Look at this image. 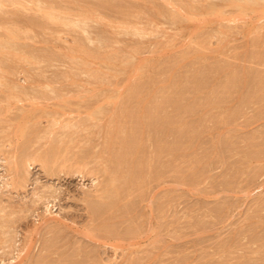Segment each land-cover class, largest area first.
<instances>
[{"label":"rangeland","instance_id":"374dc122","mask_svg":"<svg viewBox=\"0 0 264 264\" xmlns=\"http://www.w3.org/2000/svg\"><path fill=\"white\" fill-rule=\"evenodd\" d=\"M186 1L0 0V40L2 39L5 43L4 32L6 30L10 32L9 28H12L17 21V26L21 27L18 29H24L28 37L22 33L20 36L24 35L23 38L18 36L22 39L15 41L17 46L13 48L17 52H20L21 48H25L23 53L20 52V54L22 53L20 58H23L24 52L25 56L30 53L29 57L27 55L28 58L32 54V57H35L28 60L25 58L24 61L19 60L18 55V59H16V55L11 57L13 53H10L13 49L11 46H14V43L7 40L9 32L6 34L8 41L6 43L9 45L7 49L9 50V47L11 49L8 51V54H11L10 57L5 56L7 49L4 48L7 47V44H5L6 46L0 45L1 51L5 52L6 50L5 53L0 51V92H3L0 93V123H3L0 126L4 129L7 128L6 131L0 127L2 130L0 131V264H41L42 259V264H128L129 262L131 264L133 261L132 264H264V107L260 106V102L261 105L264 103V89L262 88L264 85L262 86L263 83L258 82V80L264 81V61L261 60L264 54L263 57L259 56L264 51V4L261 1V5H263L259 6V3L255 7L252 2L249 4L250 6L245 7L246 10H239L242 4L238 0ZM236 1L240 4H236L238 10L235 9L236 6L232 8ZM232 2L234 3L232 4ZM99 5L104 8L100 9ZM251 5L254 6V9ZM251 7L252 9H250ZM171 14L178 16V20L174 19L175 16L174 20H171ZM53 16L62 20L64 24L52 20ZM7 17L14 23L7 22ZM4 18H7L6 22ZM23 20H27L26 24ZM6 23H9L8 27H10L5 30L3 28H6ZM43 23L44 25H42ZM3 24L5 27L2 28ZM30 25L34 27H30ZM37 26L39 29H36ZM32 29L34 31H31ZM221 29L226 31H220ZM82 30L85 32H81ZM9 41L13 43L11 46ZM2 46L3 49H1ZM88 47L90 49H87ZM120 52L124 53V56ZM255 53L258 56H255ZM42 54L44 57L41 56ZM46 58L51 59L47 61ZM127 59H130L131 66L128 65ZM257 59L262 61L261 65L259 60L256 61ZM1 60L4 62L2 63ZM5 60L10 61L7 62L8 66ZM3 71L4 73H2ZM232 71L234 74L231 73ZM225 78H227V84ZM8 79L9 81H7ZM229 80L231 83L234 80L236 85L229 84ZM138 81L143 83L140 85L136 83ZM145 82L150 85V89ZM184 83L185 85H183ZM257 83L259 86L261 84V90L259 86L256 87ZM130 85L132 87L141 86L143 94L142 92L139 94L140 91L136 87L134 89L139 95L135 94L137 97L147 94V98L144 97V100L147 99L146 102L138 103L143 96L138 98V101L135 100V98L137 99V97L134 98L135 90ZM142 85H145L144 88ZM228 85H232L229 87L231 92L226 91L229 89ZM146 86L148 89H145ZM252 87H255L257 91L263 90V95L255 89L253 91ZM128 89L134 90V92L131 91L134 94L133 98L128 95ZM250 91L257 94L250 93ZM19 92H22L23 95ZM16 94H20V96ZM163 94L166 96L163 97ZM249 94L254 96L249 97ZM243 95L245 97L240 100ZM7 97L9 98L6 99ZM164 98H166L165 101ZM157 99L158 101L155 103ZM220 99L221 102H216ZM240 101L243 102L240 103ZM137 103L138 107L134 106ZM159 103L166 104L159 106L157 105ZM216 104L219 105L216 106ZM145 105L150 106L145 109L146 112L149 110L151 114V107L154 114L159 107L160 114H156V117H160V115L161 117H157V121L166 118L163 113L166 111L169 120L162 121L161 119L165 127L160 128L163 130L159 134L166 131V134L162 133L165 137L163 136L161 141L170 144L165 145L161 142V138L158 137L160 130H156L157 134H155L156 132H152V130L154 131L153 127H150L151 133L144 136V139L148 138L150 140L148 144L151 143L149 145H153L155 149L153 146H149L147 141H143L147 147H151L156 152L149 147L150 150L147 148V151L143 142L142 145L145 147L143 150V146H141L144 151L141 156L145 157V154L151 153L152 158L147 156L148 160L153 159L150 160L151 163H157L161 158L160 162L162 161L163 168L156 170V167L162 164L160 162L152 165L154 168L151 163L147 165L151 166V172L145 166L144 174L147 175L149 170L147 176L152 178H145L146 175L143 174L144 178L141 181L140 177L142 176L139 175L138 182L136 177L138 183L133 181L137 184L135 183V186L132 184V187L134 186V188H130L132 193L129 190V193L120 198V202V199L117 200V205L120 203L119 206L123 210L120 207L115 209L116 204L114 208L111 207L113 211L118 210L114 212L116 213L114 216L111 214L113 212L111 208L107 209L108 202L105 198L104 202L100 204L103 198H99V193L104 185V176L101 170L109 165L104 166L107 162V155L106 153L103 155V150L108 145L106 143L113 141L114 138L117 142L122 137L114 130L117 120L123 122L126 120L125 122L129 124L128 126L124 123V128H126V134L131 136L130 140L133 136L132 133H136L134 139L126 141V143L133 144L137 141V134L141 132L140 127L138 128L137 125L134 129L135 127L133 126V128L131 125L139 122L141 124L148 123V121L151 124L155 117L154 115L151 117L149 114L152 119L150 121V117L145 116L148 115L144 114ZM153 105L157 107L154 108ZM124 106L130 108L134 106L133 108L136 107L137 110L141 106L144 107L141 108L142 113L141 110H138L137 114L140 116L136 118L134 116L136 110H133L135 113L131 115L132 109L127 107L128 109L126 108V111L123 112ZM167 106L165 111L161 110ZM204 106L208 107L204 109ZM217 107L219 108L217 109ZM127 111L129 114L126 113ZM177 111L180 112L177 113ZM121 113H124V116L127 114L128 117L125 116L127 118L129 115H131L130 118L134 116V119L129 118L131 121L128 122L129 119L122 117ZM19 114L22 119H19ZM114 116L117 118L115 119ZM141 116H144L146 121L145 119L140 120ZM113 117L115 122L111 121ZM118 117L120 118L118 119ZM137 119L139 120L137 121ZM171 119L173 121H170ZM111 122L114 124L112 125ZM154 122L151 126L156 125ZM167 122L171 123L167 124ZM183 122L186 124L185 127L181 126L184 124ZM16 123L20 127L28 125L26 132L24 127L22 128L24 131L22 134L23 136L25 133L27 134L29 143L23 145L27 136L26 138L21 137V128H16ZM158 123L159 121L157 125H159ZM165 123L170 125L169 128ZM10 124L12 129L8 128ZM178 124L179 128H177ZM181 127L182 129H180ZM132 128L133 132L129 131L132 135H129L128 129L132 130ZM189 128L191 132H189ZM16 129L20 131L21 135ZM9 130H13L14 133L12 131L10 133ZM33 130L37 132L35 133ZM107 135L110 138L106 137ZM150 136H157L159 142L156 143L155 137L152 139L149 138ZM251 137H257L255 140L260 141L258 146L261 147H258V150L257 142H253V139L250 140ZM72 138L73 143L71 142ZM80 140L84 142L82 143ZM242 140H247L245 149ZM115 141L111 144L116 143ZM154 141L159 148L155 147V143L152 144ZM56 142L59 145L65 143L68 148L60 145L57 149ZM255 143L256 153L253 151L254 145L252 147V144ZM135 144L137 143L135 142ZM171 144L174 146L172 145V147ZM19 145L22 149L25 145L29 149L25 148L24 152ZM50 145L52 150L51 148L49 150ZM162 145H165L164 149ZM33 146L37 148V151ZM63 147L66 150L65 153L61 150ZM103 147L105 149H102ZM126 147L128 146L126 145ZM130 147L127 150L131 149L132 156H129L126 162H130L131 159L133 162L126 163V165L128 168H134L135 164L136 169L134 170L139 171L146 165L143 161L144 157L141 160L142 157L140 158L138 155L141 153L140 148L139 153L134 156L132 148L135 146L131 145ZM168 147H172L174 151L172 149L170 151ZM160 148L163 152L168 148L170 154L174 152L172 154L174 157L167 156L168 153L163 154ZM246 148L247 151L250 148L249 153L252 151L254 153L250 158L247 156L249 160L245 156V162L243 155L249 154H246ZM30 149L33 150L28 152ZM67 149L69 154H67ZM45 150L53 153L52 155L47 152L52 155V157L48 155L52 158V160L49 158L48 164H46L47 156L42 153ZM56 150L67 155L63 154L64 157H62L61 153L62 158L59 154L56 156L58 157L56 160V158L54 159ZM20 151L27 155L32 154V157H23L22 153L19 155ZM154 153L156 154L155 158H158L157 161H154ZM257 153L260 154H258L259 157H262L260 161L256 160ZM38 154H41L39 158ZM18 157L19 159L23 157L24 166L22 167L26 169L18 168V166L21 167L20 162L16 163L19 160ZM44 157L45 164L43 159L41 160ZM96 157H101L102 160H95ZM134 157L140 158V163L139 159L137 162V158ZM25 158L26 161L23 162ZM93 159L98 163H95ZM166 161L168 162L166 163ZM250 162L251 164H249ZM51 164L52 166H50ZM15 165L20 170L16 169ZM21 171L27 173H21ZM141 171L138 173L140 174ZM18 174L26 175L22 180H19L22 176ZM142 184L144 185L140 186ZM97 193L99 194L98 199L96 198ZM126 196L128 197L126 198ZM128 198L130 202L127 201ZM125 199L129 206L131 203L132 206L129 207L128 204L123 203L122 200ZM98 201L100 202L98 203ZM90 203L93 206L89 208ZM96 206L101 207L102 210L100 209V212L95 214L93 211L94 208H98ZM104 211L106 213L110 211V214L116 219L112 220V216L109 219ZM104 219L111 221H105V223ZM100 222L107 226L103 223L99 225ZM130 230L133 232L131 231V233Z\"/></svg>","mask_w":264,"mask_h":264},{"label":"bare ground","instance_id":"6f19581e","mask_svg":"<svg viewBox=\"0 0 264 264\" xmlns=\"http://www.w3.org/2000/svg\"><path fill=\"white\" fill-rule=\"evenodd\" d=\"M176 1H181V0H176ZM185 1H186V0H185ZM185 1L183 0V2H185ZM238 1H240V4H242V5H240ZM238 1H236L235 4L232 5V8H235V6H236L235 9L238 10L236 4H239L240 6H242V7L239 8V10H246L245 7L250 6L249 4H252V2L254 3L253 5H255V7H257V6L259 5V3H260L259 6H262V5L264 4V2H263L264 0H243V1H242V0H238ZM241 1H242V2H241ZM257 1H258V2H257ZM261 1H262V3H263L262 5H261ZM102 2H104V1H102ZM212 2H213V1H212ZM105 3H108V2H105ZM110 3H111V2H110ZM186 3H188V2L186 1ZM207 3H208V2H207ZM207 3H206V4H207ZM222 3H224V2H222ZM233 3H234V2H232V4H233ZM244 3L246 4L245 6H244ZM257 3H258V4H257ZM111 4H112V3H111ZM206 4H205V5H206ZM225 4H226V1H225ZM229 4L231 5L230 2H229ZM101 5H102V4H101ZM101 5H99L100 9H102L101 7H103V6H101ZM107 5H108V4H107ZM115 5H116V4H115ZM186 5H187V4H186ZM227 5H228V3H227ZM230 5H229V7H231ZM253 5H251V6H252L253 9H254V6H253ZM256 5H257V6H256ZM111 6H112V5H111ZM113 6H114V5H113ZM113 6H112V7H113ZM118 6H119V4H118ZM187 6H188V5H187ZM203 6H204V4H203ZM209 6H210V5H209ZM119 7H120V6H119ZM238 7H239V6H238ZM252 7H251L250 9H252ZM103 8H104V7H103ZM114 8H115V7H114ZM114 8H113V9H114ZM213 8H214V7H213ZM216 8H217V7H216ZM226 8H227V7H226ZM242 8H243V9H242ZM110 9H111V8H110ZM110 9H109V10H110ZM247 9H249V8H247ZM260 9H261V8H260ZM158 10H162V9H158ZM209 10H210V9H209ZM125 12H126V11H125ZM125 12H124V13H125ZM160 12H161V11H160ZM163 12H164V11H163ZM12 13H13V12H12ZM14 13H15V12H14ZM165 13H166V12H165ZM8 14H9V13H8ZM18 14H19V13H18ZM161 14H163V13H161ZM22 15H23V14H22ZM22 15H21V16H22ZM31 15H32V14H31ZM123 15H124V14H123ZM165 15H167V14H165ZM165 15H164V16H165ZM172 15H173V14H171V16H170V17L172 18L171 20H174V19H175V20H178V19H177L178 16H175V15L172 16ZM3 16H4V15H3ZM7 16H8V15H7ZM9 16H10V14H9ZM12 16H13V15H12ZM32 16H34V15H32ZM125 16H126V14H125ZM174 16H175V18L173 19ZM7 18H8V17H7ZM7 18H4L5 22L7 21V20H6ZM10 18H11V17H10ZM32 18H33V17H32ZM34 18H35V16H34ZM19 19L21 20V18H19ZM0 20H1V18H0ZM36 20L38 21V18H37ZM52 20H54V21H56V22H59V23H63L62 20H58V19H56V17H54V16L52 17ZM10 21L14 23V21H12L11 19H10ZM10 21H9V18H8V21H7V22H10ZM30 21H31V20H30ZM23 22H24V24H26L27 20H26V21L23 20ZM28 22H29V21H28ZM168 22H169V20H168ZM15 23H16V24H15L16 26L13 24L12 28H11L10 26H9L10 28L8 27V25H10L9 23H6V28H3V27H5V26H4L5 24L2 25V28L5 29V30L8 29V28L11 29L10 32L7 31V30H6V32H4L5 35H3V36H5V39H3V40H5V43H3L2 39L0 40V42L2 41V43H0V45H1V44H2V45L7 44V47H5L4 49H7L8 46H9L8 43H6V42H8L7 40L13 41V43H14V42L17 41L18 39H19V40L22 39V38H23L22 36H24V35L27 34V32H26V34H25V31H24V29H23V26H22V29H23V30H19V29L21 28L20 25L17 26V24H18L17 21H16ZM33 23H35V22L33 21ZM169 23H170V22H169ZM27 24H28V23H27ZM39 24H40V23H39ZM39 24H38V25H39ZM46 24H47V23H46ZM63 24H64V23H63ZM22 25H23V24H22ZM42 25H44V23H43ZM68 25H69V24H68ZM28 26H29V24H28ZM77 26H79V25L77 24ZM16 27H17V28H16ZM24 27L27 29L26 25H24ZM30 27H34V26H31V25H30ZM30 27H29V28H30ZM42 27H43V26H41V28H42ZM80 27H81V29H82V26H80ZM88 27H89V26H88ZM18 28H19V29H18ZM37 28H38V26L36 27V29H37ZM43 28H44V27H43ZM75 28H77V27H75ZM78 28H79V27H78ZM78 28H77V29H78ZM16 29H18V31H15ZM30 29H31V28H30ZM38 29H39V28H38ZM85 29H87V28H85ZM88 29H89V28H88ZM28 30H29V29H28ZM90 30H91V29H90ZM20 31H21V32H20ZM31 31H34V29H32ZM79 31H80V30H79ZM83 31H84V30H82L81 32H83ZM92 31H95V30H92ZM98 31H99V30H98ZM220 31H226V30H222V29H221ZM8 32H9V34H8V38H9V39L7 38V40H6V37H7L6 34H7ZM29 32H30V31H29ZM84 32H85V31H84ZM87 32H88V31H87ZM96 32H97V31H96ZM18 33H20V34L18 35ZM22 33H24V35L20 36ZM31 33H32V32H31ZM33 33H34V32H33ZM90 33H91V32H90ZM103 33H104V32H103ZM92 34H93V33H92ZM92 34H91V35H92ZM101 34H102V33H101ZM29 35H30V33H29ZM94 35H95V34H94ZM18 36H20V37H22V38H20V37H18ZM26 36H27V35H26ZM83 36H84V35H83ZM27 37H28V36H27ZM87 38H88V37H87ZM89 38H90V37H89ZM92 40H93V39H92ZM10 41H9V43H10ZM81 41H82V39H81ZM87 41H88V40H87ZM99 41H101V40H99ZM84 42H85V41H84ZM88 42H89V41H88ZM96 42H97V41H96ZM258 42H259V41H258ZM260 42H261V41H260ZM263 42H264V41H263ZM13 43H10V46H11V44H13ZM76 43H77V42H76ZM78 43H79V42H78ZM85 43H86V42H85ZM99 43H100V42H99ZM86 44H88V43H86ZM89 44H90V42H89ZM89 44H88V45H89ZM100 44H101V43H100ZM261 44H262V43H261ZM80 45H81V44H80ZM93 45H94V44H93ZM93 45H91V46H93ZM95 45H96V44H95ZM256 45H257V44H256ZM5 46H6V45H5ZM15 46H17V42H16V45H15V43H14V46H11V48H13V47L15 48ZM19 46H20V45H19ZM77 46H78V45H77ZM97 46H98V45H97ZM97 46H96V48H97ZM259 46H261V45H259ZM75 47H76V46H75ZM80 47H81V46H80ZM80 47H79V48H80ZM82 47H83V46H82ZM99 47H100V45H99ZM14 48H13V49H14ZM17 48H18V47H17ZM85 48H86V47H85ZM96 48H95V49H96ZM1 49H3V46H2ZM13 49H12V51L10 52V53L13 52V53H12V56H11L10 53L8 54V51L11 50L10 47H9V50L7 49V53H6L5 56H9V57L11 56V57H13V55H16V56H15V57H17L16 59H18V56H19V60H20V59H22V60H23V59H24V60L27 59V60H28V59H31V58H35V57H32L33 54H32V56H31L30 58H28V57L30 56V53H27L26 56H25V55H24L25 52H24V54L22 55L23 58H20V57H21L20 55L23 53L22 51H24L25 48H24V49L21 48V51H20V52H22L21 54H20V52L15 51V49H14V51H13ZM19 49H20V48H19ZM26 49H27V48H26ZM73 49H74V48H73ZM81 49H84V48H81ZM87 49H90V48L88 47ZM91 49H92V48H91ZM16 50H17V49H16ZM29 50H30V49H29ZM29 50H28V52H31V51H29ZM32 50H33V49H32ZM97 50H98V49H97ZM135 50H136V49H135ZM0 51H1V50H0ZM78 51H79V50H78ZM109 51H111V50H109ZM112 51H114V50H112ZM1 52H4V51H1ZM5 52H6V50H5ZM5 52H4V53H5ZM15 52H17V53H15ZM32 52H33V51H32ZM94 52H96V51H94ZM94 52H93V54H95ZM107 52H108V51H107ZM132 52L134 53V51H132ZM137 52H138V50H137ZM14 53H15V54H14ZM79 53H80V52H79ZM85 53H88V52H85ZM89 53H90V52H89ZM120 53H122V52H120ZM120 53H119V54H120ZM133 53H132V54H133ZM46 54H47V52H46ZM49 54H50V53H49ZM49 54H48V55H49ZM53 54H54V53H53ZM81 54H83V53H81ZM81 54H80V55H81ZM123 54H124V53H122V55H123ZM257 54H258V53H257ZM263 54H264V51H262L261 55L259 54V56H262ZM1 55H2V54H1ZM3 55H4V54H3ZM17 55H18V56H17ZM27 55H28V57H27ZM254 55H255V56H258V55H256V53H255ZM254 55H253V56H254ZM24 56H25V57H24ZM36 56H38V55H36ZM41 56H43V54H42ZM50 56H51V55H50ZM58 56H59V55H58ZM89 56H90V55H89ZM95 56H96V55H95ZM95 56H94V57H95ZM107 56H108V58L110 59V56H109V55H107ZM113 56H114V55H113ZM113 56H111V58H112ZM120 56H121V54H120ZM123 56H124V55H123ZM129 56H130V55H129ZM129 56H128V57H129ZM38 57H39V56H38ZM43 57H44V56H43ZM47 57H48V56H47ZM86 57H88V56H86ZM97 57H98V56H97ZM104 57H105V56H104ZM128 57H127V58H128ZM262 57H263V56H262ZM4 58H5V57H4ZM25 58H26V59H25ZM41 58H42V57H41ZM101 58H102V57H101ZM105 58H107V57H105ZM114 58H116V57L114 56ZM125 58H126V56H125ZM252 58H258V57H252ZM5 59H7V58H5ZM9 59H10V61H11V58H9ZM46 59H47V58H46ZM48 59H51V58H48ZM48 59H47V61H48ZM54 59H55V58H54ZM102 59H103V58H102ZM116 59H117V58H116ZM116 59H115V60H116ZM14 60H15V59H14ZM24 60H23V61H24ZM44 60H45V59H44ZM80 60H81V58H80ZM106 60H107V59H106ZM110 60H111V59H110ZM112 60H114V59L112 58ZM123 60H124V58H123ZM123 60H121V61H123ZM127 60H128V59H127ZM254 60H255V59H254ZM254 60H253V61H254ZM258 60H259L260 65H261V62L264 61V57L261 58L262 61H261L260 59H257L256 61H258ZM8 61H9V60H8ZM8 61L5 60L6 63H7ZM10 61H9V62H10ZM23 61H21V62H23ZM103 61H104V60H103ZM125 61H126V59H125ZM125 61H124V62H125ZM128 61H129V62H128ZM128 61H127V62H128V65H130V59H129ZM256 61H255V62H256ZM1 62L3 63L4 60H3V61L1 60ZM11 62H12V61H11ZM14 62H15V61H14ZM14 62H13V63H14ZM17 62H19V61H17ZM43 62H45V61H43ZM259 62H256V63H259ZM15 63H16V62H15ZM45 63L47 64V62H45ZM48 63H51V62H48ZM113 63H115V62H113ZM120 63H121V62H120ZM263 63H264V62H263ZM16 64H17V63H16ZM51 64H52V63H51ZM11 65H12V63H11ZM14 65H15V64H14ZM128 65L126 64V66H128ZM132 65H134V64L132 63ZM7 66H8V63H7ZM7 66H6V67H7ZM50 66H51V65H50ZM122 66H123V65H122ZM130 66H131V65H130ZM80 67H81V66H80ZM80 67L78 68V70L80 69ZM83 67H84V66H83ZM128 67H129V66H128ZM133 67H134V66H133ZM120 68H121V67H120ZM10 69H11V68H10ZM86 69H87V68H86ZM228 69H229V68H228ZM231 69H232V68H231ZM0 70H1V69H0ZM7 70L9 71V69H7ZM229 70H230V69H229ZM4 71H5V70H4ZM4 71H3L2 73H4ZM11 71H12V70H11ZM2 73H1V75H2ZM7 73H8V72H7ZM86 73H87V72H86ZM231 73L234 74L233 71H232ZM243 73H244V72H243ZM253 73H254V72H253ZM94 74H95V73H94ZM263 74H264V73H263ZM263 74L261 73V75H263ZM8 75H9V74H8ZM104 75H105V74H104ZM229 75H230V74H229ZM229 75H228V77H229ZM242 75H243V74H242ZM2 76H3V75H2ZM10 76H11V75H10ZM33 76H34V75L32 74V77H33ZM94 76H95V75H94ZM96 76H97V75H96ZM98 76H99V75H98ZM254 76L256 77L257 75L254 74ZM263 76H264V75H263ZM0 77H1V76H0ZM30 77H31V76H30ZM92 77H93V76H92ZM226 77H227V76H226ZM228 77H227V78H228ZM235 77H236V76H235ZM5 78H6V77H5ZM98 78H99V77H98ZM227 78H225V83H226V84H227ZM230 78H231V77H230ZM232 78H233V77H232ZM232 78H231V79H232ZM256 78H257V77H256ZM262 78H263V77H262ZM147 79H148V78H147ZM149 79H150V78H149ZM233 79H234V78H233ZM235 79H236V78H235ZM241 79H242V77H241ZM257 79H258V78H257ZM195 80H196V79H195ZM244 80H245V79H244ZM7 81H9V79H8ZM10 81H12V80H10ZM143 81H144V80H143ZM146 81H147V80H146ZM148 81H149V80H148ZM151 81H152V80L150 79V82H151ZM253 81H254V80H253ZM197 82H198V84H200L199 81H197ZM240 82L242 83L241 80H240ZM244 82H245V81H244ZM258 82L261 83V84L263 83L262 86L264 85V81H262V80L259 81V80H258ZM0 83H1V81H0ZM3 83H4V82H3ZM11 83H12V82H11ZM136 83H139V81L136 82ZM142 83H143V82H142ZM142 83H141V81H140L139 84L141 85ZM147 83H148V82H147ZM151 83H152V82H151ZM182 83H183V82H182ZM225 83H224V85H226ZM228 83L230 84L231 81L229 80ZM12 84L15 85L14 83H12ZM145 84H146V82H145ZM179 84H180V82H179ZM231 84L234 85V84H235V81L233 80V83H231ZM244 84H245V83H244ZM257 84H258V83H257ZM261 84H260V86H259V84H258V85L255 84V85H256V87L259 86V88H260V90H261ZM6 85H8V84H6ZM10 85H11V84H10ZM140 85H139V87H136L137 84H136V86H135L136 89L140 91L139 94H141V92H142V90H141V88H140V87H141ZM146 85H148V87L150 86L149 84H146ZM152 85H153V84H152ZM183 85H185V83H184ZM195 85H197V84H195ZM235 85H236V84H235ZM237 85H238V83H237ZM252 85H253V83H252ZM0 86H1V85H0ZM2 86L5 87V85H2ZM130 86H131V85H130ZM133 86H134V85H133ZM144 86H145V85H144ZM144 86L142 85V88H144ZM167 86H168V85H167ZM231 86H232V85H231ZM231 86L228 85V88L231 87ZM126 87H127V86H126ZM131 87H132V86H131ZM135 87H132V88L134 89ZM146 87H147V86H146ZM146 87H145V89H148V87H147V88H146ZM179 87H180V86H179ZM183 87H184V86H183ZM197 87H198V86H197ZM10 88H11V87H10ZM128 88H130V87H128ZM163 88H164V87H163ZM168 88H169V87H168ZM223 88H224V87H223ZM225 88H227V87H225ZM252 88H253V87H252ZM262 88L264 89V86H263ZM133 89H130V90L128 89V91H129V92H128V95H129L131 98H133L132 96H134L135 93H136V94L138 93V92H136V91H137L136 89H134L135 92H134ZM145 89H143V90H145ZM149 89H150V87H149ZM160 89H161V88H160ZM166 89H167V88H166ZM254 89H255V87L253 88V91H254ZM12 90H13V89H12ZM18 90H19V89H18ZM21 90H22V89H21ZM21 90H19V91H21ZM23 90H25V89H23ZM126 90H127V89H126ZM132 90H133L134 94H133V92H131ZM164 90H165V89H164ZM167 90H169V89H167ZM170 90H171V89H170ZM183 90H184V89H183ZM228 90L230 91V88L227 89L226 91H228ZM255 90H256V89H255ZM260 90H258V91L256 90V91H257L259 94H262V93H263V90H262V91H260ZM3 91H4V90H3ZM7 91H9V90H7ZM10 91H11V90H10ZM148 91H149V90H148ZM161 91H163V90L161 89ZM174 91H175V90H174ZM181 91H182V90H181ZM253 91H250V93L257 94V93H255V92H253ZM259 91H260V92H259ZM1 92H2V91H1ZM1 92H0V93H1ZM149 92H150V91H149ZM176 92H177V91H176ZM230 92H231V91H230ZM2 93H3V92H2ZM10 93H11V92H10ZM10 93H9V94H10ZM16 93H18V92H16ZM19 93H21V94L23 95L22 92H19ZM27 93H28V91H27ZM37 93H38V92H37ZM42 93H43V92H42ZM125 93H126V92H125ZM144 93L146 94L147 91L144 92ZM154 93H155V92H154ZM156 93H157V92H156ZM158 93H159V91H158ZM169 93H170V92H169ZM233 93H234V92H233ZM6 94H8V93L6 92ZM6 94H5V95H6ZM28 94H29V93H28ZM126 94H127V93H126ZM131 94H133V95H131ZM136 94H135L134 98L137 97V95H139V94H137V95H136ZM142 94H143V92H142ZM152 94H153V93H152ZM165 94L167 95V91H166ZM165 94H163V97H164ZM173 94H174V93H173ZM182 94H183V93H182ZM225 94H226V93H225ZM228 94H229V92H228ZM263 94H264V93H263ZM263 94H262V95H263ZM3 95H4V94H3ZM14 95H15V94H14ZM16 95H17V94H16ZM128 95H127V96H128ZM149 95H150V94H149ZM166 95H165V96H166ZM177 95H178V94H177ZM238 95L240 96V94H238ZM252 95H253V94H249V97L252 96ZM11 96H12V95H11ZM11 96H10V97H11ZM17 96H20V94L17 95ZM142 96H143V97H142ZM142 96L137 97V99L135 98V100L138 101V100H139L138 98H141V97H142V98L140 99V101H138L139 104L142 103L143 101L146 102V100H147V99L144 100L145 98H147V97H146V96H148L147 94H146L145 96H144V95H142ZM175 96H176V95H175ZM175 96H173V97H175ZM246 96H247V95H246ZM253 96H254V95H253ZM259 96L261 97V95H259ZM130 97H127V99H128V98L130 99ZM144 97H145V98H144ZM149 97H150V96H149ZM152 97H153V96H152ZM179 97H181V95H179ZM237 97H238V96H237ZM243 97H245V96L243 95L242 97H240V100H241ZM263 97H264V96H263ZM8 98H9V97H7L6 99H8ZM124 98H125V97H124ZM168 98H169V96H168ZM168 98H167V99H168ZM175 98H176V97H175ZM181 98H183V97H181ZM181 98H180V100H181ZM210 98H211V97H210ZM217 98H218V97H217ZM217 98H216V99H217ZM220 98H221V97H220ZM247 98H248V97H247ZM142 99H143V100H142ZM154 99H155V98H154ZM208 99H209V98H208ZM218 99H219V98H218ZM228 99H229V98H228ZM255 99H256V101H257V98H256V97H255ZM260 99L263 100L262 98H260ZM165 100H166V98H164V101H165ZM183 100H184V99H183ZM214 100H215V99H214ZM244 100H245V99H244ZM246 100H247V99H246ZM258 100H259V98H258ZM141 101H142V102H141ZM157 101H158V99L155 101V103H157ZM162 101H163V100H162ZM176 101L178 102V100H176ZM211 101H212V100H211ZM130 102H131V101H130ZM132 102H133V100H132ZM180 102H181V101H180ZM216 102H221V99H220V101H219V100H218V101L216 100ZM216 102H215V103H216ZM241 102H243V101H240V103H241ZM263 102H264V101H263ZM125 103H126V102H125ZM134 103H136V102H134ZM138 103H137L136 105L134 104V106L138 107ZM143 103H144V102H143ZM143 103H142V104H143ZM155 103H153V104H155ZM168 103H169V102H168ZM170 103H171V102H170ZM178 103H179V102H178ZM209 103H210V100H209ZM215 103H213V104L215 105ZM248 103H249V102H248ZM150 104H151V103H150ZM161 104L165 105L166 103H165V104H164V103H159V104H157V105L161 106ZM175 104H176V102H175ZM206 104H207V103H206ZM123 105H124V104H123ZM129 105H130V104H129ZM204 105H205V104H204ZM211 105H212V104H211ZM214 105H213V106H214ZM217 105H219V104H216V106H217ZM134 106H132V108H130V107H128V106H126V107L124 106V108H123V112H124V110L126 111V108L128 107L129 109H132V112L130 113L131 115H132L133 113H135V112H133V110H134V111L136 110V113H135V114H136L137 116L134 115V114H133V115H134L136 118L139 117L140 115L137 114V113H139L138 110H139V111L141 110V113H142V109H141V108H143L144 106H143V107L141 106V108H140V109L138 108V110H137L136 107H135L136 109L133 108ZM145 106H146V105H145ZM148 106H149V105H148ZM148 106H146V107L143 108V109H144V114H145V113L148 114V115H145V116H146V117H150V115H151V117H153L152 115H154V116L156 117V114L158 115V113H159V112H158V111H159V107H158V110L156 109L157 111H155V114H154V112H153V111H154L153 108L151 107V108H150V109H152V114H151V112H150L149 110H147V111L150 112V113L146 112V109H145V108H147ZM151 106H152V105H151ZM153 106H154V108L157 107L156 105H153ZM175 106H176V105H175ZM177 106H178V105H177ZM184 106H185V105H184ZM216 106H215V107H216ZM260 106H263V107H264V103L261 105V102H260ZM149 107H150V106H149ZM169 107H170V106H169ZM207 107H208V106H207ZM207 107H206V108H207ZM210 107H211V106H210ZM219 107H220V106H219ZM219 107H217V109H218ZM128 108H127V109H128ZM160 108H161V107H160ZM167 108H168V106H167L165 109H164V107L161 108V110L165 111ZM182 108H184V107H182ZM206 108H205V106H204V109H206ZM147 109H148V108H147ZM217 109H216V110H217ZM121 110H122V109H121ZM189 110H190V109H189ZM217 111H218V110H217ZM225 111H226V110H225ZM229 111H230V110H229ZM115 112L118 113V114H120V112H118V111H115ZM129 112H130V111H129ZM165 112H166V111H165ZM165 112H163V113H164L165 116H166L165 119H167V118H169V117H168V115H166ZM178 112H180V111H177V113H178ZM181 112H182V110H181ZM183 112H184V111H183ZM126 113L129 114L128 111H127ZM168 113H169V112H168ZM201 113H202V111H201ZM114 114H115V113H114ZM127 114H125V116H127ZM144 114H143V115H144ZM149 114H150V115H149ZM159 114H160V113H159ZM161 114H162V113H161ZM164 114H162V115L164 116ZM170 114H171V113H170ZM173 114H175V113H173ZM179 114H181V113H179ZM227 114H228V112H227ZM229 114H230V113H229ZM14 115H15V114H14ZM17 115H18V114H17ZM121 115H122V117H124V118H126V119H129V118L131 117V115H129V118H127L128 116L125 117V116H124V113H121ZM171 115H172V114H171ZM117 116H120V115H117ZM117 116H114L115 119L117 118ZM134 116H132V118H130V119H134ZM163 116H162V117H163ZM165 116H164V117H165ZM175 116H176V115H175ZM13 117H14V116H13ZM19 117H20V114H19ZM114 117L111 119V121L113 120V121L115 122L116 120H114ZM120 117H121V116H120ZM120 117H118V119H119ZM151 117L149 118V120L151 119ZM155 117H154L153 120L151 119L153 122H154V120H155V122H156L157 119H158L157 117H159V116H157L156 118H155ZM160 117H161V115H160ZM160 117H159V118H160ZM176 117H177V116H176ZM202 117H203V116H202ZM124 118H123V119H124ZM173 118H174V117H173ZM10 119H11V118H10ZM16 119H17V117H16ZM19 119H22V118L20 117ZM121 119H122V118H121ZM130 119L128 120V122L131 121ZM141 119H142V120L145 119V121H146V118H145L144 116H141V117H140V120H141ZM161 119H162V121H165V119H164V120H163V118H161ZM161 119L158 120V121H159V123H158L159 125H157V122H158V121H157L156 123L154 122V124H156V125H153V126H151V124H153V122H152L151 120H150V121H151V124H149V123H150L149 121H148V123H147V122L145 123V122L143 121L144 123H142V124H141V122H139V123H137V124L135 123V125H134V124H132V125L130 124L131 127H133V126L135 127V126H137V125H138V128L140 127V131H141V132H140V134H139V132H138V134H137V141H138V140H139V141H138V142L135 141L137 144H135V142H134L133 144H131V143L127 144V143H126V141L128 142V141H132V139H134L133 137H134V135H135L136 133L134 134L133 130L136 129V127H135V128L133 127L134 129L132 128V130H129V129H128V133H129V131H132V132H133V133H132V134H133L132 139L130 140L131 136L129 137V136L126 134V133H127V132H126V128H124V123H125V125H128V126H129V124H128L127 122H125L126 120H124V122H123L122 120H119V121L117 120L115 124L113 123V124L115 125V128H114L115 132H116L118 135L122 136V137H120V139H121V138H122V139H121L120 142H119L120 139L116 142V141H115L116 139L114 138V140H113V137H112V140L115 141V142L117 143V145H116V143H114L115 146H113L114 144H113V145L111 144V142L113 143V141H111V142L109 141V143H106V142H105L106 144H108L107 146H106V144H105L106 149L104 148L105 146L103 145L104 147H103L102 149H105V150H103V155H104V153H106V155H107V157H106L107 159H106V160H107V162H108V163H107L106 160H105L106 163H105V164L103 163V164H104V166H105L106 164H107V165L109 164V165L106 166V167H104V168L101 170L102 173H103V176H104V185H103L102 189L100 190V193L98 192V193L100 194V196H99V194L97 193V194H96V198L99 196V198L102 197L103 199L101 198V199H102L101 202L98 201V203L100 202V204H101L102 202H104V198H105V199H106V202H108L107 205H106V207H108L107 209H109V207H110V208H111V207L114 208V205H115V204H116V205H115V209H119V207H120L119 204H120V203H118V205H117V202H118L117 200L120 199V198H122V197H124L127 193H129V190H130V188L132 187V184L134 185V184L137 182V180L135 179L136 177H137V179H138V176L140 175V176H142V177H140V178H141V181L143 180L142 178H144L143 174H144V170H145L144 167L146 166V168H148V169L150 170V172H151V169H152V168L150 169V167H151L152 165L154 166V164H158V162H160L161 158H159L160 160L157 161L158 158H155V155H156L155 153H154V156H153V157H154V161H157V163H156V162H154V163L152 162V163H151V161H152L153 159H152V160L150 159L151 161L148 160L149 157L152 158L151 153H149V155H146V154H145V157H144L143 155L141 156V154H142V152H144V151H142V149L144 150V147H145V145H146L145 142L147 141V144H148V142H150V140H149L147 137H145V138H147V140L144 139V136H148V135L151 133L150 131H151L152 129L150 130V127H151V128L153 127V129H154V131L152 130L153 133L156 132V130H157V131L160 130V131L158 132V134L161 132V130H163V129H160V128L165 127V126H163L164 123L162 124ZM180 119H181V118H180ZM13 120H15V119H13ZM13 120H12V121H13ZM138 120H139V119H137V121H138ZM167 120H169V119H167ZM174 120H175V118H174ZM184 120H185V118H184ZM184 120H183V121H184ZM21 121H22V120H21ZM135 121H136V119H135ZM160 121H161V123H160ZM170 121H173V119H171ZM9 122H11V121H9ZM133 122H134V121H133ZM133 122H132V123H133ZM179 122H181V121H179ZM1 123H2V122H1ZM1 123H0V124H1ZM5 123H7V122H5ZM11 123H12V122H11ZM13 123H14V122H13ZM13 123H12V124H13ZM18 123H19V122H18ZM18 123L15 124V125H16V128H17V127H20V126H18ZM23 123H24V122H23ZM28 123H29V122H28ZM168 123H171V122H167V124H168ZM175 123H176V122H175ZM177 123H178V122H177ZM181 123H182V122H181ZM183 123H184V122H183ZM8 124H9V123H8ZM109 124H110V123H109ZM111 124H112V122H111ZM113 124H112V125H113ZM139 124H140V125H139ZM160 124H162V126H160ZM167 124L165 123V125H166L167 127L170 126V125H167ZM173 124H174V122H173ZM220 124H222V123H220ZM2 125H3V123H2ZM15 125H14V127H15ZM171 125H172V124H171ZM4 126H5V125H4ZM9 126H10V127H9ZM9 126H8V128L12 129V128H11V127H12L11 124H10ZM141 126H142V127H141ZM154 126H155V127H154ZM173 126H174V125H173ZM179 126H180V125L178 124L177 128H179ZM181 126H182V127H185L186 124L184 123V124H182ZM224 126H225V125H224ZM0 127H2V126H0ZM23 127H24V128H23ZM23 127H20V128H21L20 131H22V132L17 131V129H16V131L18 132V134H19V132L22 134V133L24 132L23 129H25V132H26V129L28 128V125L26 126V124H25V125H23ZM26 127H27V128H26ZM108 127H109V125H108ZM182 127H181L180 129H182ZM190 127H191V126H190ZM2 128H3V127H2ZM22 128H23V129H22ZM168 128H169V127H168ZM170 128H172V127H170ZM105 129H106V128H105ZM112 129H113V128H112ZM164 129H166V128H164ZM172 129H173V128H172ZM180 129H179V130H180ZM191 129H192V128H191ZM224 129H225V128H224ZM224 129H223V130H224ZM2 130H6V131H7V128H6V129L3 128ZM2 130H0V131H2ZM13 130H15V129H13ZM13 130H11V131L14 133ZM149 130H150V131H149ZM170 130H171V129H170ZM173 130H174V129H173ZM186 130H187V129H186ZM11 131L9 130L10 133H11ZM29 131H30V130H29ZM33 131L35 132V130H33ZM101 131H103V130H101ZM110 131H111V130H110ZM110 131H108V134L110 133ZM181 131H182V130H181ZM226 131H227V130H226ZM36 132H37V131H36ZM36 132H35V133H36ZM112 132H114V131H112ZM165 132H166V131H163L162 133H165ZM182 132H183V131H182ZM182 132H181V133H182ZM189 132H191V131H190V128H189ZM223 132H224V131H223ZM4 133H5V132H4ZM28 133H29V132H28ZM35 133H33V134H35ZM153 133H152V135H153ZM162 133H161V135L159 134V136H158L159 138H161L160 141L162 140L163 136L165 137V135H164V134L162 135ZM179 133H180V131H179ZM7 134H9V133H7ZM21 134H19V135H21ZM23 134H24V133H23ZM23 134L21 135V137L23 136ZM37 134H38V133H37ZM112 134H113V133H112ZM125 134L128 136V140H127V136H126ZM132 134L129 133V135H132ZM146 134H147V135H146ZM155 134H157V132H156ZM165 134H166V133H165ZM167 134H168V133H167ZM172 134H173V133H172ZM217 134H218V133H217ZM0 135H1V133H0ZM9 135H10V134H9ZM109 135H110V134H109ZM168 135H169V134H168ZM182 135H183V134H182ZM187 135H188V134H187ZM190 135H191V134H190ZM190 135H189V136H190ZM4 136H5V135H4ZM4 136H3V139H4ZM26 136H27V134L25 133V136H23V137L26 138ZM29 136H30V135H29ZM75 136H76V135H75ZM83 136H84V135H83ZM83 136H82V138H83ZM110 136H111V135H110ZM110 136L107 135L106 137H109V138H110ZM125 136H126V137H125ZM135 136H136V135H135ZM138 136H139V138H138ZM160 136H162V137H160ZM172 136H173V135H172ZM189 136H188V137H189ZM257 136L259 137V135H257ZM0 137H1V136H0ZM7 137H8V135H7ZM7 137H6V138H7ZM21 137H20V138H21ZM36 137H37V136H36ZM64 137H65V136H64ZM76 137H77V136H76ZM76 137H75V138H76ZM104 137H105V136H104ZM154 137H155V139H154ZM156 137H157V136H150L149 138H152V139L156 140V141H157L156 143H158V142H159V139H158V137H157V139H156ZM225 137H226V136H225ZM25 138H24V140H25ZM31 138H33V137H31ZM34 138H35V136H34ZM40 138H41V137H40ZM69 138H70V137H69ZM73 138H74V137H73ZM73 138H72V141H71V139H69V142L71 141V142L73 143ZM75 138H74V139H75ZM117 138H118V137H117ZM125 138H126V140L124 141ZM135 138H136V137H135ZM168 138H169V137H168ZM216 138H217V137H216ZM240 138H241V137H240ZM256 138H257V137H255V138L251 137V138H249V139H250V140L253 139V142H254V141L257 140ZM260 138H261V136H260ZM3 139H1V140H3ZM26 139H27V140H25L26 142H23V145H24V143H25V144H26V143H29V141H28V140H29V137H28V136H27ZM38 139H39V138H38ZM55 139H56V138H55ZM62 139H63V138H62ZM62 139H61V140H62ZM85 139H86V138H85ZM152 139H151V140H152ZM255 139H256V140H255ZM24 140H21V141H24ZM33 140H34V139H33ZM58 140H59V139H58ZM65 140H66V138H65ZM67 140H68V139H67ZM83 140H84V139H83ZM86 140H87V139H86ZM103 140L107 141L106 139H103ZM108 140H111V139H108ZM143 140H145V142H144ZM148 140H149V141H148ZM240 140H241V139H240ZM247 140H248V139H247ZM247 140H246V141L242 140V141H244V149H245V144H246L245 142H247ZM27 141H28V142H27ZM30 141H31V140H30ZM53 141H54V140H53ZM76 141H77V139H76ZM80 141H81V140H80ZM84 141H85V140H84ZM84 141H83V142H84ZM101 141H102V140H101ZM152 141H153V140H152ZM171 141H172V140H171ZM171 141H170V142H171ZM174 141H175V140H174ZM220 141H221V140H220ZM220 141H219V142H220ZM33 142H34V141H33ZM35 142L38 143L36 140H35ZM39 142H40V141H39ZM63 142H64V141H63ZM71 142H70V143H71ZM77 142H78V141H77ZM81 142H82V141H81ZM81 142H80V143H81ZM83 142H82V143H83ZM93 142H94V141H93ZM123 142H124V143H123ZM143 142H144V144H145L144 146L142 145ZM161 142H163V141H161ZM161 142H160V143H161ZM172 142H173V141H172ZM219 142H218V143H219ZM248 142H249V140H248ZM250 142H252V141H250ZM256 142H257V141H256ZM258 142H260V141H258ZM258 142H257V146H256V147H257V150H258V147H259V148L261 147V146H258V145H259ZM51 143H52V142H51ZM67 143H68V141H67ZM70 143H69V144H70ZM72 143H71V144H72ZM94 143H95V142H94ZM125 143H126V145H127L128 147H126ZM154 143H155V141H154L152 144H154ZM156 143L154 144L155 147H156V148H159V146L156 145ZM163 143H164L165 145H166V144H168V145L170 144V143H167V142H163ZM187 143H188V142H187ZM242 143H243V142H242ZM21 144H22V143H21ZM21 144H20V145H21ZM76 144H77V143H76ZM84 144H85V143H84ZM149 144H151V143H149ZM149 144H148V145H149ZM176 144H177V143H176ZM178 144H179V143H178ZM184 144H185V141H184ZM216 144H217V143H216ZM220 144H221V143H220ZM227 144H228V143H227ZM229 144H230V143H229ZM238 144H239V143H238ZM238 144H236V145H238ZM20 145H19V147L21 148L22 145H21V146H20ZM36 145H37V144H36ZM48 145H49V144H48ZM52 145H53V144H52ZM55 145L58 147L57 149H59L61 143H60V145H59V143L57 144V142H56ZM55 145H54V146H55ZM58 145H59V146H58ZM62 145L65 146V148H68V147H66V144H65V143H63ZM62 145H61V147H62ZM73 145H75V144H73ZM79 145H80V144H79ZM85 145H87V144H85ZM92 145H94V144H92ZM131 145H134V146H135V148H132V150L134 151V153H133L134 156L137 155V153H139L138 151L141 149V146H143V148L140 150L141 153L138 154V155L140 156V158L142 157L141 160H142L143 157H144L145 160L143 159V161H145L144 164L146 163V165H144V164L141 162L142 165H144V166H143L142 169H141L142 171L138 169L139 171H141L140 174L138 173L139 171H135V170H134V169H136L135 164H134V168H133V167H132V168H128L127 165H126V163H130L131 161L133 162L132 159H131L130 162H126V161H127V158H128L129 156H132L131 149H130V151L127 150V148H129ZM165 145H162L163 149L165 148ZM172 145H173V144H171V146H172ZM187 145H189V144H187ZM231 145H232V144H231ZM231 145H229V146H231ZM246 145H247V144H246ZM249 145H250V144H249ZM253 145H254V147H253ZM255 145H256V143H255V144H252V147L254 148L253 151H255V148H256ZM260 145H262V144H260ZM25 146H26V145H25ZM25 146H23L24 149L21 148L24 152H25V148H26ZM67 146H68V144H67ZM77 146H78V145H77ZM87 146H88V145H87ZM90 146H91V145H90ZM90 146H89V147H90ZM149 146H153V145H149ZM149 146H148V147H149ZM157 146H158V147H157ZM160 146H161V145H160ZM173 146H174V145H173ZM173 146H172V147H173ZM179 146H180V145H179ZM179 146H178V147H179ZM217 146H218V144H217ZM217 146H216V147H217ZM234 146H235V145H234ZM250 146H251V145H250ZM45 147H46V146H45ZM115 147H116V148H115ZM148 147H147V145H146V150H147ZM172 147H171V148L168 147V148H170V151H171ZM175 147H176V146H175ZM178 147H177V148H178ZM185 147H186V145H185ZM185 147H184V148H185ZM241 147H243V146H241ZM262 147H263V146H262ZM33 148H34V150L37 151V148H35L34 146H33ZM50 148H51V145H50V147H49V150H50ZM53 148L55 149V147H53ZM70 148H71V147H70ZM70 148H69V150H70ZM81 148H82V146H81ZM84 148H85V146H84ZM130 148H131V147H130ZM139 148H140V149H139ZM149 148H151V147H149ZM149 148H148V150H150ZM168 148H166V151H165V152L162 151V148H160V149H161V152H163V154H167V153H168L167 156H168V155H171V157H172V156H173L172 154L174 153V152H173L174 150L172 149V150H173V151H172L173 153L170 154L171 152H170V153L168 152V151H169V150H167ZM250 148H251V147H250ZM250 148H249L248 151H247V148H246V150H245V152L247 151L246 154L249 153ZM14 149H16V148H14ZM21 149H20V150H21ZM26 149H29V147H27ZM63 149H64V147L61 148V150H62V152L65 153L66 150H65V149L63 150ZM92 149H93V148H92ZM102 149H101V151H102ZM151 149H152V148H151ZM153 149H155L154 146H153ZM153 149H152V151L156 152V151L153 150ZM216 149H219V148H216ZM32 150H33V149H32ZM32 150L30 149V151L28 150V152H31ZM51 150H52V148H51ZM61 150H60V151H61ZM67 150H68V149H67ZM69 150L67 151V154H69V153H68ZM73 150H74V148H73ZM148 150H147V151H148ZM156 150H158V149H156ZM180 150H181V149H180ZM180 150H179V151H180ZM182 150H184V149H182ZM185 150H186V149H185ZM257 150H256V151H257ZM42 151H43V150H42ZM56 151H57V153L54 151V156H55V157L53 156L54 159L56 158V160L58 159V157H56V156L59 155V154H60V158L64 157V155H67V154H64V153H62V152L59 153L58 150H56ZM78 151H79V150H78ZM84 151H85V150H84ZM87 151H88V150H87ZM87 151H86V152H87ZM231 151H232V150H231ZM236 151H237V150H236ZM253 151H252L251 153H249L250 155H249V154H247V155L244 154V155H243V154H242V153L244 152V150H243V152H242L241 154L243 155V159L245 160V162H246V158H245V156H246V157L248 156V157L250 158V156H252V153H254ZM256 151H255V153H256ZM259 151L261 152V149H260ZM14 152H15V151H14ZM26 152H27V150H26ZM47 152H50V151H47ZM47 152H46V150H45L44 152H42L43 155H44V153H45V156H47V158H46L47 160L45 159V157H44V158H41V160L43 159V163H44V164H45V162H44L45 160L47 161L46 164H48V162H50V159H49V158H51L52 155H53L52 152H50L52 155H50V153H47ZM70 152H71V151H70ZM74 152H75V151H74ZM150 152H151V151H150ZM159 152H160V150H159ZM260 152H259V153H260ZM18 153H19V155H21L22 151H20V152H18ZM46 153H47V155H46ZM61 153H62V157H61ZM71 153H72V152H71ZM100 153H101V152H100ZM216 153H217V152H216ZM230 153H231V152H230ZM259 153L256 154V160L258 159L257 161H260V159L262 158L261 156H260V157L258 156ZM23 154H24V155H23ZM33 154H34V153H33ZM63 154H64V155H63ZM80 154H81V153H80ZM80 154H79V155H80ZM84 154H85V153H84ZM86 154H87V153H86ZM152 154H153V153H152ZM163 154H162V155H163ZM180 154H181V153H180ZM31 155H32V154H31ZM31 155H27V154H25V153H22L21 156H23V157H24V156H25V157H29V156H31ZM40 155H41V154H38V158H39ZM43 155H42V156H43ZM48 155H50L51 157H49ZM98 155L100 156V155H102V154H98ZM103 155H102V156H103ZM106 155H105V156H106ZM162 155H161V156H162ZM174 155H175V154H174ZM215 155H216V154H215ZM237 155H238V154H237ZM237 155H235V156H237ZM259 155H260V154H259ZM83 156H84V155H83ZM147 156H149V157H147ZM159 156H160V153H159ZM163 156H164V155H163ZM257 156H258V157H257ZM23 157H21V159H19V157H18V159H19L20 161L18 160V161L16 162V163H18V162L21 163V165H20L21 167H19V166L17 165L18 168H20V169H24V168H25V167H24V168L22 167V166H24V163H22V158H23ZM31 157H32V156H31ZM77 157H78V156H77ZM85 157H86V156H85ZM137 157H138V156H137ZM137 157H136V158H137ZM156 157H157V156H156ZM173 157H174V156H173ZM173 157H172V158H173ZM248 157H247V158H248ZM29 158H30V157H29ZM29 158H27V160H28ZM33 158H34V157H33ZM74 158H75V157H74ZM90 158H91V157H90ZM92 158H93V157H92ZM102 158H103V157H102ZM134 158H135V157H134ZM136 158H135V159H136ZM140 158H137V159H136L137 162H138V159H139V163H140ZM146 158H147V159H146ZM249 158H248V160H249ZM254 158H255V157H254ZM54 159H53V160H54ZM67 159H68V158H67ZM98 159H101V157H96V158H95V160H98ZM155 159H156V160H155ZM176 159H177V158H176ZM251 159L253 160L252 157H251ZM16 160H17V159H16ZM51 160H52V158H51ZM86 160H87V159H86ZM93 160H94V159H93ZM95 160H94V162H95V163H98V162L95 161ZM101 160H102V159H101ZM164 160H165V159H164ZM167 160H168V159H167ZM252 160H250V161H252ZM254 160H255V159H254ZM263 160H264V159H263ZM25 161H26V158L23 159V162H25ZM28 161H29V160H28ZM88 161L90 162L91 160L89 159ZM147 161H148V163H147ZM149 161H150V162H149ZM69 162H70V161H69ZM71 162H72V160H71ZM79 162H80V161H79ZM89 162H87V163H89ZM167 162H168V161H166V163H167ZM20 163H19V164H20ZM139 163H138V164H139ZM150 163H151V166H150V167L147 166V165H149ZM160 163H162V161H161ZM237 163H238V162H237ZM237 163H236V164H237ZM257 163H258V162H257ZM22 164H23V165H22ZM66 164H68V163H66ZM93 164H94V163H93ZM93 164H92V165H93ZM168 164H169V163H168ZM236 164H235V165H236ZM247 164H248V162H247ZM249 164H251V162H250ZM53 165H54V164H53ZM136 165H137V164H136ZM48 166H49V165H48ZM48 166H47V167H48ZM50 166H52V164H51ZM93 166H94V165H93ZM102 166H103V165H102ZM139 166H140V165H139ZM153 166H152V167H153ZM158 166H159V167H156V165H155V167L157 168V169L155 168L156 170H158V168H161V167L163 166V163H162V164H159ZM237 166H238V165H237ZM242 166H243V165H242ZM242 166H241V167H242ZM95 167H96V165H95ZM95 167H94V168H95ZM129 167H131V166H129ZM137 167H138V165H137ZM167 167H168V166H167ZM241 167H240V168H241ZM247 167H248V166H247ZM12 168H14V167H12ZM15 168H16V165H15ZM15 168H14V170L18 169V168H16V169H15ZM52 168H53V167H52ZM88 168H89V167H88ZM100 168H101V167H100ZM138 168H139V167H138ZM153 168H154V167H153ZM162 168H163V167H162ZM230 168H231V167H230ZM232 168H233V165H232ZM237 168H238V167H237ZM243 168H244V167H243ZM20 169H18V170H20ZM25 169H26V168H25ZM85 169H86V168H85ZM98 169H99V168H98ZM98 169H97V171H98ZM143 169H144V170H143ZM155 169H154V170H155ZM227 169H228V168H227ZM244 169H246V168H244ZM247 169H248V168H247ZM14 170H13V171H14ZM18 170H17V171H18ZM50 170H51V169H50ZM149 170H148V173H149ZM48 171H49V170H48ZM51 171H52V170H51ZM235 171H236V170H235ZM25 172H26V171H25ZM25 172H22V171H21V173H25ZM153 172H154V171H153ZM236 172H237V171H236ZM242 172H243V173H242ZM242 172H241V173L244 174V171H242ZM26 173H27V172H26ZM148 173H147V175H148ZM155 173H156V172H155ZM239 173H240V172H239ZM257 173H258V172H257ZM157 174H158V173H157ZM242 174H241V175H242ZM258 174H259V173H258ZM18 175H20V174H18ZM25 175H26V174H24V175H20V176H22V177H20L19 180H22V178L25 177ZM144 175H146V174H144ZM147 175H146L145 178L148 177ZM150 175H153V176H154V174H151V173H150ZM256 175H257V174H256ZM261 176H262V175H261ZM235 177H236V176H235ZM17 178H18V177H17ZM140 178H139V179H140ZM148 178L151 179L152 177H148ZM256 178H257V177H256ZM134 179H135V180H134ZM139 179H138V182H139ZM153 179H154V178H153ZM133 181H136V182L134 183ZM145 181H146V180L144 179V182H145ZM102 182H103V181H102ZM138 182H137V183H138ZM137 183H136V184H137ZM136 184H135V185H136ZM139 184H140V183H139ZM139 184H138V186H139ZM135 185H134V186H135ZM143 185H144V184H142V185H140V186H143ZM134 186H133L132 188H134ZM132 188H131V189H132ZM138 189H139V187H138ZM135 190H136V189H135ZM130 192H131V190H130ZM131 193H132V192H131ZM128 196H129V195H128ZM128 196H126V198H127ZM97 199H98V198H97ZM130 199H131V198H130ZM95 200H96V199H95ZM96 201H97V200H96ZM120 201H121V199L119 200V202H120ZM122 201H123V203L125 202V204H128L127 201H129V198H128L127 201H126V199H125V200H122ZM106 202H105V203H106ZM126 202H127V203H126ZM129 202H130V201H129ZM92 203H93V201H92ZM98 203H97V204H98ZM93 204H95V203H93ZM100 204H98V205H100ZM125 204H123V205L126 206ZM131 204H132V203H131ZM131 204H130V206H132ZM89 205H91V203H90ZM123 205H122V206H123ZM92 206H93V205L89 206V208L92 207ZM104 206H105V204H104ZM116 206H118V207H116ZM128 206H129V204H128ZM130 206H129V207H130ZM94 207H95V206H94ZM96 207H98V206H96ZM112 208H111V211H113ZM121 208H122V207H120V209H121ZM100 209L102 210L101 207L94 208V211H93V212H94L95 214H96V213H99V212H100ZM115 209H114V210H115ZM104 210H106V209H104ZM122 210H123V208H122ZM91 211H92V210H91ZM116 211H118V210H116ZM116 211L111 212V214L115 216L116 213H114V212H116ZM124 211H125V210H124ZM104 212H105V211H104ZM104 212H103V213H104ZM127 212H128V211H127ZM127 212H125V213H127ZM107 213L110 214V211L107 212ZM107 213L105 212V214L108 215L107 217H109V219H110V216H112V215H111V214L109 215V214H107ZM113 213H114V214H113ZM119 213H121V212H119ZM125 213H124V214H125ZM100 214L102 215V212H101ZM105 214H104V215H105ZM122 214H123V213H122ZM98 215H99V214H98ZM96 216H97V215H96ZM98 217H99V216H98ZM120 217H121V215H120ZM117 218H118V215H117ZM102 219H103V218H102ZM106 219H107V218H106ZM109 219H108V220H105V219H104V222H105V221H107V222L111 221V220H109ZM111 219L113 220V219H116V218L112 216ZM96 220H97V219H96ZM98 222H99V221H98ZM101 223H103V222H100V223H98V224L100 225ZM105 223H106V222H105ZM111 224H112V223H111ZM101 225H102V224H101ZM103 225H105V224L103 223ZM105 226H107V225H105ZM100 227H101V226H100ZM109 227H111V226H109ZM100 229H101V228H99V230H100ZM107 229H108V228H107ZM111 229H112V228H111ZM104 230H106L105 227H104ZM127 230H128V229H127ZM127 230H126V232H127ZM100 231H101V230H100ZM100 231H99V232H100ZM131 231H132V230H130V232H131ZM105 232H106V231H105ZM105 232H104V233H105ZM132 232H133V231H132ZM132 232H131V233H132ZM100 233H101V232H100ZM111 233H112V232H111ZM124 233H125V232H124ZM129 234H130V233H129ZM99 235H100V234H99ZM107 235H109V234H107ZM47 243H48V242H47ZM39 260H40V259H39ZM42 260H43V259H42ZM42 260H41V264H42ZM129 260H130V259H129ZM129 260H128V261H129ZM35 262L37 263V262H39V261H35ZM35 262H34V263H35ZM133 262H134V261H133ZM133 262H132V263H133ZM43 263H44V262H43ZM132 263H131V264H132ZM128 264H130V262H129ZM134 264H135V263H134Z\"/></svg>","mask_w":264,"mask_h":264}]
</instances>
